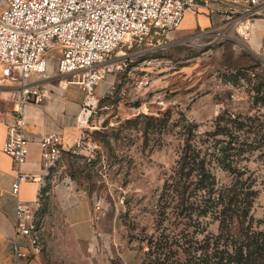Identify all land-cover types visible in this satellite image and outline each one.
<instances>
[{"label": "rangeland", "instance_id": "obj_1", "mask_svg": "<svg viewBox=\"0 0 264 264\" xmlns=\"http://www.w3.org/2000/svg\"><path fill=\"white\" fill-rule=\"evenodd\" d=\"M185 24L182 19L163 38L128 48V63L108 74L107 90L93 93L81 111L79 144L41 160L43 186L34 217L43 247L48 230L55 255L61 254L66 234L57 211L75 198L87 200L96 229V246L83 249L87 264H159L158 255L149 262L147 252L165 233L170 236L187 222L193 224V234L214 231L209 213L199 220L193 210L186 220L179 213L186 197L182 192L195 203L209 177L216 190L251 181L250 213L264 217V148L234 156L225 165L205 153L210 176L203 174L199 181L200 174L187 168L193 157L184 151L177 128L178 120L192 123L195 140L215 130L216 148L229 137L216 126L229 113L253 117L264 128V66L241 46L236 33ZM59 48L53 45L47 54L57 55ZM124 49L128 51L119 45L111 56ZM141 115L164 117L169 126L144 131ZM179 164V191L170 200L172 194L162 191V184Z\"/></svg>", "mask_w": 264, "mask_h": 264}, {"label": "built area", "instance_id": "obj_2", "mask_svg": "<svg viewBox=\"0 0 264 264\" xmlns=\"http://www.w3.org/2000/svg\"><path fill=\"white\" fill-rule=\"evenodd\" d=\"M220 1L239 15L264 16V0ZM198 5V0H0V79L12 83L13 97L19 105L28 100L39 101L45 88L29 76H48L47 52L51 46L59 45V53L54 55L55 71L69 73V81L83 92L80 116L104 74L128 63V48L178 29L185 12ZM119 45L128 51L120 50L111 56ZM15 112L6 124L0 150L19 167L26 160L28 138L20 106ZM79 141L80 136L74 144ZM37 144L41 160L46 161L58 157L64 149L55 132L40 134ZM27 179L18 172L10 182V192L16 196L14 231L26 237L34 252H39L42 243L34 213L43 182L34 199L24 201L17 197V191L19 183Z\"/></svg>", "mask_w": 264, "mask_h": 264}, {"label": "crops", "instance_id": "obj_3", "mask_svg": "<svg viewBox=\"0 0 264 264\" xmlns=\"http://www.w3.org/2000/svg\"><path fill=\"white\" fill-rule=\"evenodd\" d=\"M198 3L195 10L185 12L182 18L186 20V28L221 27L229 34L236 33L241 46L264 66V16L239 15V12L231 10L220 0H198ZM47 56L48 76L38 78L34 73L29 76L31 81L45 88V94L39 101L28 100L19 105L13 97L12 83L10 85L6 79H0V145L6 124L12 121L18 106L25 120L24 128L28 138L26 160L19 167L9 155L0 150V264H87L83 249L95 247L97 242L96 229L85 198L72 199L57 211L66 226V234L61 242L63 250L59 256L52 251L53 242L48 230L45 232V248L42 245L39 252H34L26 237L17 235L14 231L13 204L16 196L10 192V182L18 172L28 176L27 180L19 183L17 197L24 201L34 199L39 183L43 182L37 144L40 134L58 133L64 148L73 145L80 135L78 117L83 103V92L75 82L69 81V73L55 71L54 55ZM108 74L110 73L104 74L102 83H99L100 79L94 86L93 92L96 95L107 90L109 84L105 82ZM37 232L41 241V229L38 228ZM51 232L53 235V231ZM74 248L76 252H72ZM16 251L21 254H16ZM90 264L93 263L90 261Z\"/></svg>", "mask_w": 264, "mask_h": 264}, {"label": "trees", "instance_id": "obj_4", "mask_svg": "<svg viewBox=\"0 0 264 264\" xmlns=\"http://www.w3.org/2000/svg\"><path fill=\"white\" fill-rule=\"evenodd\" d=\"M141 116L146 119L142 126L144 131L148 129L163 131L169 126L164 117ZM137 117L139 116L132 120L135 121ZM220 119L223 123H217L216 126L221 134L229 137L217 148L211 138L215 130L205 131L199 140H195L196 134L192 123L185 119L177 121V128L182 135L183 149L184 151L187 149L186 153L190 152L193 157V163L187 168L189 171L196 170L200 174L199 181L203 174L210 176L205 153L214 154L215 158H219L225 165L232 162L234 156L250 154L253 150L260 151L264 148V128L255 122V118L229 113ZM214 147L216 150L212 149ZM182 168L183 164L175 166L173 175L163 181L162 191L166 190L168 194H172L170 200L178 194ZM208 179L201 186L204 191L199 194L195 203L192 199H187L189 194L182 192L181 195L184 194L186 197L183 198L181 203L183 208L179 209V213L182 220L190 219L192 212L197 214L196 220L209 213L208 222H215V230L204 228L203 233L193 234V224L187 222L186 227L182 226L170 236L165 233L160 238L159 244L153 243L150 248L148 247L149 262L153 261L157 254L159 264H264V217L257 219L250 213L254 194L250 189L252 182L239 180L230 186L222 185L216 190L215 181L210 177ZM185 222L181 221L183 224ZM154 248L158 250L157 253L153 251Z\"/></svg>", "mask_w": 264, "mask_h": 264}, {"label": "bare ground", "instance_id": "obj_5", "mask_svg": "<svg viewBox=\"0 0 264 264\" xmlns=\"http://www.w3.org/2000/svg\"><path fill=\"white\" fill-rule=\"evenodd\" d=\"M90 103V102H89Z\"/></svg>", "mask_w": 264, "mask_h": 264}]
</instances>
